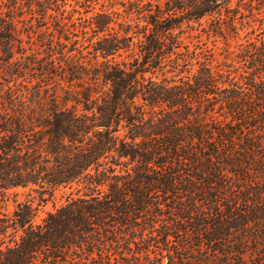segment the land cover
<instances>
[{
	"label": "trees",
	"instance_id": "16d2710c",
	"mask_svg": "<svg viewBox=\"0 0 264 264\" xmlns=\"http://www.w3.org/2000/svg\"><path fill=\"white\" fill-rule=\"evenodd\" d=\"M263 8L0 0V264H264Z\"/></svg>",
	"mask_w": 264,
	"mask_h": 264
},
{
	"label": "rangeland",
	"instance_id": "374dc122",
	"mask_svg": "<svg viewBox=\"0 0 264 264\" xmlns=\"http://www.w3.org/2000/svg\"><path fill=\"white\" fill-rule=\"evenodd\" d=\"M255 3L257 5L258 1H256ZM76 16L78 17L79 15L77 14ZM204 26H206V24ZM257 26L258 25L256 24L255 27ZM73 28L74 27H71V29ZM245 35H246L245 33L242 34V36H245ZM203 40L204 41L207 40L206 34H203ZM213 40L214 38H211L208 41V44L210 46L214 44ZM216 44L220 47L219 52L224 50L225 44L222 40H216ZM236 44H237V39L231 41L232 48ZM6 80H9L8 76L7 75L4 76V72H1L0 73V86L5 84ZM11 84H14L13 85L14 93H17V94L24 93V92L29 93L31 91V88H29V85L31 83H28L27 81H23L21 78L19 79L17 83L12 82ZM76 187H77L76 185H73L72 187H69V186L59 187L54 190L49 189L46 191H41L38 187H35V188L18 187V188L12 189L7 193V196L4 199L0 197V216L4 214L13 215L14 211L17 209L20 203L28 202L32 204L33 207L36 209V216L34 218L35 223H42L43 219L48 215L49 212H53L55 211L56 208L67 203L70 197L75 194ZM71 193L73 194L71 195ZM21 232L22 231H19L18 233H21ZM164 264H166V261H164Z\"/></svg>",
	"mask_w": 264,
	"mask_h": 264
}]
</instances>
